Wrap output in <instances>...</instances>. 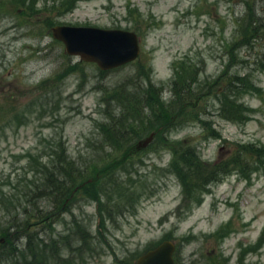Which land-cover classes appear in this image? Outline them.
I'll use <instances>...</instances> for the list:
<instances>
[{
  "label": "rangeland",
  "instance_id": "obj_1",
  "mask_svg": "<svg viewBox=\"0 0 264 264\" xmlns=\"http://www.w3.org/2000/svg\"><path fill=\"white\" fill-rule=\"evenodd\" d=\"M61 24L133 31L139 53L102 71L64 52ZM263 58L264 0H0V196L16 199L3 252L27 254L33 234L54 244L47 264H131L169 240L175 264H264ZM175 61L196 63L198 98L136 151L162 126ZM234 75L254 90L233 97ZM177 145L229 172L187 195L169 173Z\"/></svg>",
  "mask_w": 264,
  "mask_h": 264
},
{
  "label": "trees",
  "instance_id": "obj_2",
  "mask_svg": "<svg viewBox=\"0 0 264 264\" xmlns=\"http://www.w3.org/2000/svg\"><path fill=\"white\" fill-rule=\"evenodd\" d=\"M257 27L260 26L256 24V28ZM255 29H252V31H254ZM246 36H248L249 38V36L252 35L251 33L250 34L244 33L242 35L243 39H245ZM258 62L259 64H261L262 60L259 61L258 59ZM262 68L264 69V66H262ZM197 74L198 72L196 69V63H192L188 61L187 65H183L181 61L173 62L172 77L168 83V91H169L170 99L165 104L158 102V100L156 99L158 109L154 110L153 114L155 116L156 115L159 116L158 118L162 120V126L157 127L156 129H152L154 135L160 132V130L163 127L165 128L164 131L170 130V128L173 127L172 122H174L176 118H179L184 113L185 108L190 106V104L193 103L198 98L197 95L198 91L195 87L196 86L195 84L197 82ZM186 76L189 77L186 78ZM149 86L152 87V88L149 87L151 88V90H155L157 92H160L162 89L161 85L154 86L152 84H149ZM245 88L249 90H254L253 85L251 83L245 82L243 80V77L235 76L232 81V86H229V93L233 97H236L242 94L243 92H245ZM228 102L230 103V101ZM230 104H231L230 106L231 114L236 115V113H239V110H241L240 105H237L235 102L233 103L231 102ZM171 150H172L171 152L172 156L171 159L169 160V165H168L169 173L174 174L178 178V180L182 185V188L184 189L187 195L189 193L194 192L199 186H200V190H202L208 182H213L215 180H218L220 176H223V174H227L229 172L227 169H225V172L219 175L215 173L219 168H215L212 171H209L208 169V172L204 173L202 169L205 170L206 168L201 165L196 155V152L192 147L183 148V146L177 145L176 147H172ZM57 154H61V153H57ZM236 155L238 156V153ZM235 158L236 157H234V159H232L228 164V169L229 167L236 168V165L237 166L239 165V161H237V158L236 159ZM62 164L66 171L72 173L71 171H72L73 161L67 160L65 161V163ZM221 168H227V165ZM57 170L63 172L64 173L63 175L66 177V180H62L61 184L67 183L70 173H65L62 167L58 168ZM74 170L75 172H80L79 168H74ZM54 179H55L54 173L48 171L47 176L43 177V184H42L43 188L53 187L55 183ZM200 179L202 182H200ZM67 187L68 185L61 186L63 191ZM14 200H16L14 196L6 192H3V194L0 196V238L3 239L0 242V264L4 258L13 259L14 262L12 264H47L48 259L51 257V252H54V248H53L54 244H52L51 246H48L45 243H43L42 245L35 244V239L31 241L33 239V237L31 236L33 234L27 235L28 242L26 244V249L28 250L29 254L28 253L20 254L21 256L17 254L15 255L14 253L18 250L16 249L15 245L12 246V248H10L11 251L8 254H5L3 252L7 247L6 245H8L10 237L12 236L10 230L13 224L11 220L13 219V216H16V214L15 215L12 214L11 210L6 206L5 202L9 201L11 207L15 208L16 210ZM10 217H12V219H9ZM12 251L15 252L13 253ZM28 257L30 258L29 260H27Z\"/></svg>",
  "mask_w": 264,
  "mask_h": 264
},
{
  "label": "water",
  "instance_id": "obj_3",
  "mask_svg": "<svg viewBox=\"0 0 264 264\" xmlns=\"http://www.w3.org/2000/svg\"><path fill=\"white\" fill-rule=\"evenodd\" d=\"M51 37L62 43L64 52L77 56L80 61L92 62L100 70H108L133 61L138 53V39L133 31L118 28L93 26L54 25L50 27ZM153 132L139 139L134 149L145 148L152 140ZM3 239L0 238V242ZM174 244L162 240L151 249L136 257L131 264H175L172 253ZM220 264V263H211Z\"/></svg>",
  "mask_w": 264,
  "mask_h": 264
}]
</instances>
